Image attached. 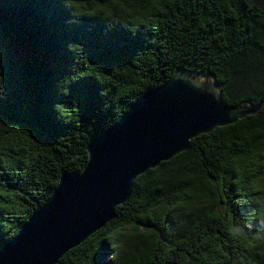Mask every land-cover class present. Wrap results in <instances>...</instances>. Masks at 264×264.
<instances>
[{
	"label": "trees",
	"instance_id": "1",
	"mask_svg": "<svg viewBox=\"0 0 264 264\" xmlns=\"http://www.w3.org/2000/svg\"><path fill=\"white\" fill-rule=\"evenodd\" d=\"M178 68L258 105L264 0H0V250ZM56 264H264V105L140 175Z\"/></svg>",
	"mask_w": 264,
	"mask_h": 264
},
{
	"label": "water",
	"instance_id": "2",
	"mask_svg": "<svg viewBox=\"0 0 264 264\" xmlns=\"http://www.w3.org/2000/svg\"><path fill=\"white\" fill-rule=\"evenodd\" d=\"M178 68L88 145L83 171L61 176L47 202L0 250V264H56L115 218L136 179L189 147L194 137L257 113L264 105H229L220 86Z\"/></svg>",
	"mask_w": 264,
	"mask_h": 264
},
{
	"label": "rangeland",
	"instance_id": "3",
	"mask_svg": "<svg viewBox=\"0 0 264 264\" xmlns=\"http://www.w3.org/2000/svg\"><path fill=\"white\" fill-rule=\"evenodd\" d=\"M195 78H197V79H199L201 82H206V80H207V78H202V77H200V76H198V75H193ZM210 80V79H209ZM210 82L212 83V84H216L214 81H212V80H210Z\"/></svg>",
	"mask_w": 264,
	"mask_h": 264
}]
</instances>
